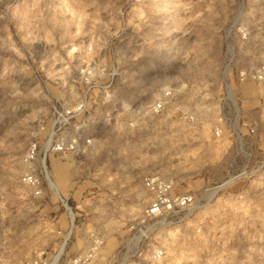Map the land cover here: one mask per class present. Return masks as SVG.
Wrapping results in <instances>:
<instances>
[{"label": "rangeland", "instance_id": "374dc122", "mask_svg": "<svg viewBox=\"0 0 264 264\" xmlns=\"http://www.w3.org/2000/svg\"><path fill=\"white\" fill-rule=\"evenodd\" d=\"M259 65L264 0H0V264H264V84L239 80ZM228 80L241 139L213 133ZM81 102L96 147L64 157ZM148 177L194 206L154 216Z\"/></svg>", "mask_w": 264, "mask_h": 264}, {"label": "built area", "instance_id": "2783aa9c", "mask_svg": "<svg viewBox=\"0 0 264 264\" xmlns=\"http://www.w3.org/2000/svg\"><path fill=\"white\" fill-rule=\"evenodd\" d=\"M234 65H224L225 70L232 69ZM239 80L242 82L251 81L254 83H258V85L264 84V65H259L257 69H250V70H243L240 72ZM226 85V95L224 98V103L222 105V100L220 101V105L218 108L217 117L215 119L213 133L216 138H221L222 135L226 131L233 132L237 135L238 138L241 139V133L239 131V121L242 118L241 116V109L238 107V102L235 97L234 89L231 85V82L225 81ZM174 98V92L170 88H165L162 90L160 97L158 100L150 107V114L153 116L159 115V113L166 111L167 106L171 104ZM263 101H264V97ZM121 108L123 112L126 113H138L136 120L140 119L143 116L141 114L143 109L140 107L138 110H133L129 105L122 104ZM90 113L87 111V106L84 103L77 104L74 108H65L61 115L62 117V129L63 135L62 140L59 143L57 150L61 152L64 157L66 156V150H74L80 151L83 150L84 147L89 149H94L96 147V141L93 138V134L89 133V135H85V131L90 124H87L86 121H90L94 124L93 119H96L97 116H88L85 119L86 114ZM182 115L187 121L194 122L195 117L192 114L183 112ZM102 116V114H101ZM110 115L107 117H100L97 119V122L104 121L108 119ZM136 120L133 123H130V126H135ZM255 123H251L249 121H245L244 125L249 126L251 133L256 132V125L253 126ZM93 129V128H92ZM36 156L35 149L32 148L30 154L28 155V160H34ZM46 172V170H45ZM23 183L33 189L36 195H40L42 191V182L39 177L35 173L24 174L21 177ZM145 184L148 190H150L154 194V200L151 204V208L149 212L154 216H160L163 213L171 212L177 208L180 209H191L195 204V195L194 194H179L175 195L172 193V188L170 184L165 183L163 179L160 177H148L145 179ZM55 187H52L54 190ZM68 211L72 213L71 208L67 205ZM99 241L94 242L97 245ZM95 248V247H94ZM93 249V248H92ZM94 251V250H93ZM128 253V251H127ZM157 256H160V253H155ZM154 256L155 258L157 257ZM91 257H93V253L85 254L83 257L80 258L82 261H88ZM125 259V258H124ZM35 264V263H32Z\"/></svg>", "mask_w": 264, "mask_h": 264}]
</instances>
